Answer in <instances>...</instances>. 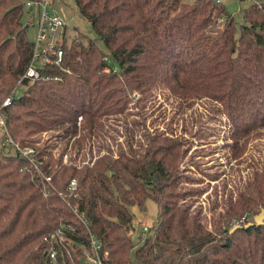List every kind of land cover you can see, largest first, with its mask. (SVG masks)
I'll return each instance as SVG.
<instances>
[{
    "label": "trees",
    "instance_id": "16d2710c",
    "mask_svg": "<svg viewBox=\"0 0 264 264\" xmlns=\"http://www.w3.org/2000/svg\"><path fill=\"white\" fill-rule=\"evenodd\" d=\"M74 1L97 35L64 41L71 70L51 64L44 72L60 77H22L23 90L2 108L21 142L58 131L54 144L37 147L41 172L0 144V264H45L43 235L62 219L87 242L58 193L72 177L77 194L68 199L102 238L105 264H264V223L231 231L230 222L264 207V0L243 7L239 32L221 0ZM25 13L23 0H0V104L33 52ZM201 102L224 121L221 151L234 161L199 187L203 151L191 162L186 154L201 143L193 136L217 127L194 125ZM146 104L164 112L162 125L131 116L130 105ZM148 196L159 205L154 236L134 244L130 206ZM60 262L93 264L72 249Z\"/></svg>",
    "mask_w": 264,
    "mask_h": 264
},
{
    "label": "built area",
    "instance_id": "2783aa9c",
    "mask_svg": "<svg viewBox=\"0 0 264 264\" xmlns=\"http://www.w3.org/2000/svg\"><path fill=\"white\" fill-rule=\"evenodd\" d=\"M32 25H35V36L33 38V52L24 73L17 80L16 85L5 96L0 104V128L4 130L3 136L0 138V144L8 153L15 154L21 158H25L28 162L27 167L33 166L37 171L41 172L40 165L42 160L38 156V148L33 143L21 142L15 138L10 132L4 112L3 106L10 103L17 94L21 93L25 84L22 77L30 80L36 78H50L52 75L44 72V68L48 65L55 64L63 71H70V67L63 63L64 48L63 42L68 38L67 22L62 17L55 6L54 0H23ZM52 77H60L53 75ZM82 117H79L78 123ZM63 156H68L65 152ZM48 182L51 183V176L43 174ZM77 179L72 177L67 183V193L58 190V193L65 199L71 210L74 212L75 219L83 224L87 242L76 237L75 234L81 232L77 230L76 224L72 220H61L56 228L49 230L43 235L44 247L46 252L45 264H61V259L65 255V251L70 253L72 250H80L83 258L93 264H105L102 252V238L95 230L90 228L86 214L79 210L77 203H72L68 199V195H76ZM52 188H56L52 185ZM52 190V189H51ZM51 191H48L49 193ZM144 230L148 228L147 224L143 225ZM65 250V251H64Z\"/></svg>",
    "mask_w": 264,
    "mask_h": 264
},
{
    "label": "rangeland",
    "instance_id": "374dc122",
    "mask_svg": "<svg viewBox=\"0 0 264 264\" xmlns=\"http://www.w3.org/2000/svg\"><path fill=\"white\" fill-rule=\"evenodd\" d=\"M55 1V6L57 10L60 12L62 17L67 22V32H68V38L67 42H71L73 39H83L86 41L88 36L95 37L97 34L94 31V28L90 22V20L85 19L80 10L78 9L77 3L74 0H54ZM227 10H229L232 14H234L235 18V23H236V30L239 32L240 24L244 20L243 16V7L247 5L248 3L251 2V0H221ZM25 13V18L27 17ZM24 18V17H23ZM24 18V19H25ZM35 30L36 27L35 25L29 24L28 27V33L29 37L31 39L34 38L35 36ZM99 43L101 41L99 40ZM133 104V103H131ZM129 111L133 112L131 113V116L135 119H145L147 123H151L150 121L155 122L156 124L162 125L161 121V116L164 114V112H159L158 110L155 109V107L150 106L149 104L144 105L143 107H134L131 106L128 108ZM137 110H140L143 112V115L140 114H135ZM201 111V112H200ZM197 112L200 113L199 115V120L194 124L196 127H199L197 124L202 122L204 124V128L208 129L206 131H213V128L208 124V121L210 122L211 125H214L216 127V134H209L205 135L204 137H195V139L201 140L200 144L198 145L197 148H195V145L188 150L186 154V160L189 162L190 158L193 157L192 155L196 154L197 152H201L196 157V163H195V170L200 169L201 174H197V171L192 172L191 174L193 176L196 175V177H199L202 181L201 183L197 184V186L202 187L206 186L208 181H209V176L206 173L217 171L221 172L219 170H227L229 169L232 161L228 162V159L226 158V153H222L221 149L223 148V144L225 142V139H222V132H223V120L219 119H214L211 115L212 113L208 114V110L204 109V103L201 102L197 106ZM159 113L161 115L157 116ZM216 114V113H215ZM214 115V114H213ZM155 118V119H154ZM224 118V117H222ZM116 120H113V125L118 127L119 130L122 132L123 127H121L120 123L118 124L115 122ZM152 122V124H153ZM206 125V127H205ZM224 125V124H223ZM58 131V130H57ZM57 131H50V132H42L41 134L39 133L38 135L32 136L33 138H39V141L35 144L37 147H42L44 146V142L47 140V142H52L54 144V141H57V138L54 133H57ZM4 130L0 128V138L3 136ZM53 136H52V135ZM121 136L117 134V139L121 140ZM62 144H59L56 148H54V154H58L62 151V147L65 145V141L62 140L60 141ZM264 143V139L262 140ZM51 143V144H52ZM251 143V141H250ZM226 150V149H225ZM64 157V162H67L69 160V157L63 156ZM198 159V160H197ZM69 162V161H68ZM191 162V161H190ZM211 167V168H210ZM206 174V175H205ZM224 174V173H222ZM211 183V186H214L216 183L209 182ZM204 195H207V193ZM131 211H132V218H131V224L129 226V234L132 236V240L134 244L141 243V241L145 238L146 235H149V237H153V231L154 227L157 222V214H158V209L159 205L157 202L151 197L148 196L143 202V205H138V204H132L131 206ZM258 211L250 210L246 211V214H248L246 217L241 216V217H234L230 220L232 225L236 222H245V221H250V219H254V214L257 213ZM147 224L148 228L144 230L143 225ZM208 225H211L209 222Z\"/></svg>",
    "mask_w": 264,
    "mask_h": 264
},
{
    "label": "water",
    "instance_id": "95a60500",
    "mask_svg": "<svg viewBox=\"0 0 264 264\" xmlns=\"http://www.w3.org/2000/svg\"><path fill=\"white\" fill-rule=\"evenodd\" d=\"M28 24V23H27ZM264 223V207H262L257 213L254 214V219L248 221L245 225H250V223ZM237 224H234V226L231 228V231L235 229Z\"/></svg>",
    "mask_w": 264,
    "mask_h": 264
}]
</instances>
